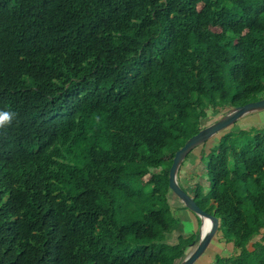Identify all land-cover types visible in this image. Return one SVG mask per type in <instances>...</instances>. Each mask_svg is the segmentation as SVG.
Here are the masks:
<instances>
[{
    "label": "trees",
    "instance_id": "obj_1",
    "mask_svg": "<svg viewBox=\"0 0 264 264\" xmlns=\"http://www.w3.org/2000/svg\"><path fill=\"white\" fill-rule=\"evenodd\" d=\"M262 99L264 0H0V264L182 263L175 154ZM205 157L210 264H264V128Z\"/></svg>",
    "mask_w": 264,
    "mask_h": 264
},
{
    "label": "rangeland",
    "instance_id": "obj_2",
    "mask_svg": "<svg viewBox=\"0 0 264 264\" xmlns=\"http://www.w3.org/2000/svg\"><path fill=\"white\" fill-rule=\"evenodd\" d=\"M229 113L220 116H218L217 114L210 115L206 120H204V127L216 123L218 120L224 118ZM252 126L264 128V111L253 113L242 118L228 129L221 131L211 139L207 140L205 144L202 143L203 145L201 144L193 149L191 154L184 160L181 174L180 176H178V182L181 188L192 196L194 189L199 185H203L205 186V188L208 187L207 175L205 173L207 158L205 156L208 155L210 149L212 151V149L221 141L227 142L231 137L242 135ZM149 178V176L145 177L142 180L143 183H146ZM173 196L178 200L177 202H180V204H182L174 194ZM172 203L175 204L176 202L174 201ZM175 213H177L179 219L181 220L186 234L192 233V231L196 230L197 220L194 213L190 212L189 210L179 211ZM260 238L261 236L254 239L252 245H258ZM175 241L176 235L172 238L171 243H174ZM197 244L198 243H195V245L190 248L188 255L195 249ZM232 253L233 251H231L230 247L225 244L224 233L220 232V234L215 235L207 251L195 264H210L216 256L228 257Z\"/></svg>",
    "mask_w": 264,
    "mask_h": 264
},
{
    "label": "water",
    "instance_id": "obj_3",
    "mask_svg": "<svg viewBox=\"0 0 264 264\" xmlns=\"http://www.w3.org/2000/svg\"><path fill=\"white\" fill-rule=\"evenodd\" d=\"M261 111H264V99L260 101L250 102L244 106L237 107L224 118L202 129L198 134L189 139L184 147L176 152L172 167L169 172V188L172 193L181 201V203L201 220L200 240L195 249L180 264H195L207 251L213 238L219 230V220L213 215L202 210L197 205L194 198L187 192H185L179 185L178 173L181 165L183 164L189 153L197 146L211 139L221 131L228 129L242 118ZM205 218L211 220L213 225L210 232L207 235L203 236V219ZM193 245H195V243H193Z\"/></svg>",
    "mask_w": 264,
    "mask_h": 264
},
{
    "label": "clouds",
    "instance_id": "obj_4",
    "mask_svg": "<svg viewBox=\"0 0 264 264\" xmlns=\"http://www.w3.org/2000/svg\"><path fill=\"white\" fill-rule=\"evenodd\" d=\"M16 113L8 110H0V130L11 126L14 119L16 118Z\"/></svg>",
    "mask_w": 264,
    "mask_h": 264
},
{
    "label": "bare ground",
    "instance_id": "obj_5",
    "mask_svg": "<svg viewBox=\"0 0 264 264\" xmlns=\"http://www.w3.org/2000/svg\"><path fill=\"white\" fill-rule=\"evenodd\" d=\"M204 221V224H203V230H202V234H203V236H205V235H207L209 232H210V230H211V228H212V225H213V223H212V221L211 220H209V219H203Z\"/></svg>",
    "mask_w": 264,
    "mask_h": 264
},
{
    "label": "crops",
    "instance_id": "obj_6",
    "mask_svg": "<svg viewBox=\"0 0 264 264\" xmlns=\"http://www.w3.org/2000/svg\"><path fill=\"white\" fill-rule=\"evenodd\" d=\"M184 213H187V212H184ZM184 213H183V214H184Z\"/></svg>",
    "mask_w": 264,
    "mask_h": 264
}]
</instances>
